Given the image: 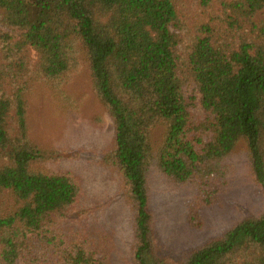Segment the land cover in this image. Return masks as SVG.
I'll return each mask as SVG.
<instances>
[{
	"label": "trees",
	"instance_id": "trees-1",
	"mask_svg": "<svg viewBox=\"0 0 264 264\" xmlns=\"http://www.w3.org/2000/svg\"><path fill=\"white\" fill-rule=\"evenodd\" d=\"M182 2L0 0V15L21 32L15 51L37 52V77L73 119L84 98L65 88L88 65L114 123L102 163L118 173L130 210L132 264H264V208L179 256L157 237L153 166L194 188L197 229L230 189L227 158L241 140L264 195V0H199L208 21L198 15L185 40ZM22 73L21 63L0 68V194L12 200L0 207V264H117L113 235L81 208L79 178L34 168L43 154L28 136V88L7 87Z\"/></svg>",
	"mask_w": 264,
	"mask_h": 264
},
{
	"label": "rangeland",
	"instance_id": "rangeland-1",
	"mask_svg": "<svg viewBox=\"0 0 264 264\" xmlns=\"http://www.w3.org/2000/svg\"><path fill=\"white\" fill-rule=\"evenodd\" d=\"M182 3L180 8L186 16L181 15L180 23L185 40L188 27L201 21H195L199 19L198 15L203 17L199 0H183ZM203 19L208 21L207 16ZM20 40L21 32L4 24L0 15V68L23 64V73L14 81L9 79L12 83L7 87L18 88L23 84L28 88V136L43 154L33 164L34 168L49 174L77 176L82 186L81 208H92L94 213L90 221L113 235L117 264H132L130 210L123 197L118 173L102 163L104 155L113 146L114 123L107 107L96 95L88 65L65 88L71 96L84 98L78 119H73L60 111L43 81L37 77L36 66L40 59L37 52L29 47L20 53L15 51ZM186 91L189 95L194 94V86L188 83ZM196 113L200 115V109ZM163 131L162 127L154 131L156 142L160 141ZM227 163L233 167L230 189L219 203L204 210V223L200 229L191 225L188 218V204L194 196V188L176 185L156 166L151 168L148 182L157 237L162 248L171 255L179 256L204 245L245 217L263 210L264 195L255 184L245 140L238 143ZM10 202L11 198L0 194L3 212L8 211Z\"/></svg>",
	"mask_w": 264,
	"mask_h": 264
}]
</instances>
